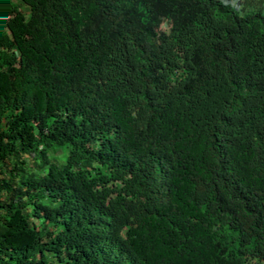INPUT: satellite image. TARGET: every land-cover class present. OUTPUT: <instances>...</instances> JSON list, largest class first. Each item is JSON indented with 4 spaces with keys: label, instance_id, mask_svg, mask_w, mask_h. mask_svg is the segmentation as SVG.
Wrapping results in <instances>:
<instances>
[{
    "label": "trees",
    "instance_id": "1",
    "mask_svg": "<svg viewBox=\"0 0 264 264\" xmlns=\"http://www.w3.org/2000/svg\"><path fill=\"white\" fill-rule=\"evenodd\" d=\"M231 1L0 0V264H264V8Z\"/></svg>",
    "mask_w": 264,
    "mask_h": 264
},
{
    "label": "rangeland",
    "instance_id": "2",
    "mask_svg": "<svg viewBox=\"0 0 264 264\" xmlns=\"http://www.w3.org/2000/svg\"><path fill=\"white\" fill-rule=\"evenodd\" d=\"M251 1L253 2L254 5L259 4V3L262 4L263 8H264V0H251ZM234 2H235V0H232L230 3H234ZM240 7H241V5L237 6V8H239V9H240ZM20 8L23 9L22 6H20ZM160 27L162 29H166L167 28V23H166L165 19H161ZM47 157L48 158H54L58 162H60V161H62V159L64 157V154L53 147V148H49L47 150ZM21 159L24 161L23 164L21 165V167L24 170L29 171L31 173H36L38 171V167H39L38 158H35V157L27 155V154H22ZM12 167H13V165L8 163L7 167L3 168L4 169L3 175L5 177L9 175L8 168H12ZM14 179L16 180V177ZM33 221H35V220H33Z\"/></svg>",
    "mask_w": 264,
    "mask_h": 264
}]
</instances>
